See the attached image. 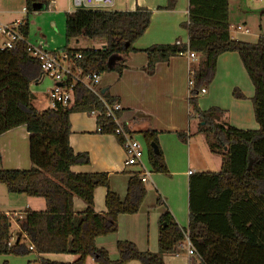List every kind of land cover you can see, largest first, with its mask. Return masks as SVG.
Returning a JSON list of instances; mask_svg holds the SVG:
<instances>
[{
	"label": "trees",
	"instance_id": "16d2710c",
	"mask_svg": "<svg viewBox=\"0 0 264 264\" xmlns=\"http://www.w3.org/2000/svg\"><path fill=\"white\" fill-rule=\"evenodd\" d=\"M177 0H167L158 10L172 11ZM48 0H26L27 13L20 31L24 41L12 50H0V135L24 126L29 135L28 170H5L0 165V184L9 194L39 198L45 203L42 211L25 209L22 217L0 212V255L28 256L35 254L37 264L51 262L41 256L65 254L76 257L71 264H85L92 258L95 264H164V257L183 255L180 249L188 236L195 256L189 264H264V38L254 44L231 39L228 0H188L187 43L153 45L143 52L147 57L146 71L152 73L158 62L194 53L196 64L189 67V114L199 120L198 133L205 137L212 154L221 158L216 172L192 174L188 181V226L179 227L169 212L159 218L158 251H139L130 241H117V258L96 246V239L117 232L120 215L136 214L146 195L141 173L128 180L123 200L109 189L107 173H73L70 168L89 165L86 153L75 154L69 145L72 113L97 111L96 124L101 134L113 135L115 128L106 117L104 105L89 90L76 86L74 101L68 106L39 110L30 86L39 81L40 64L27 52L28 14L34 4ZM152 11L137 7L134 11L78 8L66 13L64 19L65 45L63 51L81 54L78 65L83 74L116 72L121 75L129 54L136 52L133 44L149 27ZM79 38L102 42L101 49L73 50L68 43ZM236 53L253 86L251 99L257 130H240L224 121L225 112L217 107L202 111L198 94L207 88L214 76L220 55ZM121 60L108 67L111 56ZM242 99L241 94L234 92ZM102 98L116 103L107 91ZM117 116L121 112L116 113ZM202 123V124H201ZM131 137V132L124 129ZM122 144L123 137L115 136ZM147 147L148 162L154 173L168 170L152 130L142 133ZM177 137L186 142L185 135ZM154 144L158 152L151 148ZM1 164V158H0ZM105 188L106 212L94 210V191ZM85 204V210L75 212L73 199ZM157 204H163L160 197ZM18 225L13 238L11 225ZM32 249H29V248ZM6 264V263H4Z\"/></svg>",
	"mask_w": 264,
	"mask_h": 264
},
{
	"label": "crops",
	"instance_id": "0c3cea01",
	"mask_svg": "<svg viewBox=\"0 0 264 264\" xmlns=\"http://www.w3.org/2000/svg\"><path fill=\"white\" fill-rule=\"evenodd\" d=\"M48 2L46 10H55L56 0H48ZM166 4L167 0H117L109 9L134 11L140 7L152 11V15L149 27L133 44L136 52L129 54L126 58L121 75L116 73L105 75L100 80V89L107 91L117 100L121 108L122 126L131 132L133 139L135 135L143 139L144 131L152 130L157 133L158 146L168 173L160 174L152 171L145 142H140L143 145L142 167H125V156L121 143L114 135L99 133L95 117L89 113H72L69 116L71 127L69 145L75 154L86 153L90 160L89 165L72 166L71 172L75 174L107 173L109 189L121 200L126 196L127 183L131 175L138 172L142 176L144 172L147 173V181L144 183L146 195L138 212L118 216L117 232L96 239V246L105 249L112 260L115 254L117 258V253L113 251L117 241H130L139 251L157 253L159 218L166 212L171 214L179 227L186 229L190 176L207 172L205 170H210V167H213L211 169L219 167V170L221 167V158L209 151L205 137L197 132L199 120L192 118L189 114V67L195 65L197 60L191 61L186 55L177 56L170 58L167 62L156 63L150 74L145 69L147 65V57L143 52L145 49L153 45L174 44L177 41L182 44L187 43V31L182 24L187 22L188 0H177L175 9L172 11L158 10V7H165ZM12 13V0H0V15L8 16ZM242 13L241 3L238 0H228L230 25ZM11 23L13 22L9 21L6 25ZM259 28L261 29V26ZM233 35H236L238 42L254 44L264 33L254 34V39H250L252 33ZM54 50L63 49L56 48L49 51ZM217 76H220V79H217ZM39 79L30 86V91L35 96L36 108L44 110L38 108L37 102L39 101L38 96L44 97V95L48 101L47 92H44L40 85L46 78L42 79L40 76ZM205 90V94H198L200 110L205 111L217 107L225 112L224 121L230 126L240 130L258 129L251 102L254 89L236 53H225L218 57L215 76ZM235 91L243 98H237ZM178 133L185 135L186 142H182L177 137ZM0 158L2 169H30L29 135L24 126L0 135ZM188 172L191 174L189 175ZM106 191L103 187H98L94 191L93 201L96 213L106 212L104 205ZM24 197L26 199L22 200L25 208L22 210L5 209L0 212L10 215L23 213L25 209L42 211L40 210L43 207L41 199ZM158 197L162 199L163 204H157ZM85 207L82 200L73 199L75 212H82ZM11 229L15 239L19 234V228L14 221ZM41 257L51 262L65 264H71L76 260L75 256L65 254H46ZM36 259L35 254H30L26 262L21 260L17 264H37ZM163 261L164 264H189L190 258L183 254L166 256ZM4 263L8 264L6 260ZM85 264L95 263L92 258H88ZM127 264L140 263L131 261Z\"/></svg>",
	"mask_w": 264,
	"mask_h": 264
},
{
	"label": "built area",
	"instance_id": "2783aa9c",
	"mask_svg": "<svg viewBox=\"0 0 264 264\" xmlns=\"http://www.w3.org/2000/svg\"><path fill=\"white\" fill-rule=\"evenodd\" d=\"M72 5L78 8L90 9H110L117 0H71ZM250 2L259 0H247ZM261 1V0H260ZM26 11L27 8L22 9ZM23 26V21H16L12 24H0V50H12L20 43H23L24 38L20 31ZM240 33L243 35L251 34L249 28L245 25H237L234 28L233 34ZM234 36V35H233ZM264 38L263 36H260ZM259 38V37H258ZM231 39L238 42L236 35ZM27 52L29 56L37 60L40 64L41 78H46L50 81V88L47 90L48 101L50 105L48 108H55L56 105L68 106L74 101V92L76 86H82L89 90L101 103L106 110V117H108L114 124V136L123 137L122 148L124 151V165L125 167L140 166L142 167L143 145L125 134L124 127L121 123V116H117V112H121L120 105L116 102L113 104L107 103L101 94L100 89V74L91 72L83 74L78 65L81 59V54H69L63 50H44L42 47H33L28 44ZM191 61L196 60V55L192 52L185 54ZM40 80V79H39ZM193 82L191 79L188 81L189 88ZM205 88H202L199 94H205ZM91 116H97V111L93 110L89 113ZM97 131L101 133V128L97 126ZM189 175L191 172H188ZM147 173H143L141 181L145 183ZM29 249H32L31 247ZM180 249L184 251V255L188 258L195 256L194 249L190 243L188 236H185Z\"/></svg>",
	"mask_w": 264,
	"mask_h": 264
},
{
	"label": "rangeland",
	"instance_id": "374dc122",
	"mask_svg": "<svg viewBox=\"0 0 264 264\" xmlns=\"http://www.w3.org/2000/svg\"><path fill=\"white\" fill-rule=\"evenodd\" d=\"M241 3V8L243 13L240 16H237L233 23L230 25V34L233 35V31L235 26L237 25H245V27L249 28L252 35L250 39H254V34L264 33V0L259 1H247V0H238ZM26 8V2L24 0H12V15H0V24L5 25L7 22H16L23 21L26 17V11L22 9ZM33 9V8H32ZM76 10V8L72 5L71 0H56V8L55 10H38L33 11L28 14V22H29V31H28V39L27 43L33 47L41 46L44 50H53L56 48L63 49L65 45V31H64V19L66 13H72ZM12 24V23H11ZM261 26V29L259 28ZM141 38V37H140ZM249 38V37H247ZM249 39V40H250ZM103 46L102 42H93L88 39L79 38L78 40H72L68 43V48L73 50H81V49H101ZM111 73L116 72H108L104 74H100V78L105 75H111ZM117 74V73H116ZM217 79H220V76H217ZM44 92L50 88V81L48 79H44L42 84H40ZM43 93V90H42ZM39 101L37 102L38 108L45 109L50 105L49 101H46L45 95L44 97L38 96ZM88 115V114H87ZM135 139L141 143H144L143 139L139 137V135H135ZM135 167V166H132ZM207 169V172H216L219 170V167H215V169ZM25 170V169H20ZM22 199H26L24 196L17 195H9L6 192L4 185L0 184V211L9 209L10 211H18L22 210L24 207V202ZM41 203L43 204L42 209L45 208V203L41 199ZM12 217H22V213H12L10 214ZM116 252V248L114 245V250ZM113 259H116V254ZM4 260L8 262V264H17L19 261L23 260L26 262L27 256H0V264H4Z\"/></svg>",
	"mask_w": 264,
	"mask_h": 264
},
{
	"label": "water",
	"instance_id": "95a60500",
	"mask_svg": "<svg viewBox=\"0 0 264 264\" xmlns=\"http://www.w3.org/2000/svg\"><path fill=\"white\" fill-rule=\"evenodd\" d=\"M33 10H35V11L44 10V6L42 4H40V3L34 4L33 5ZM120 60H121V57L120 56H117V55L111 56L109 58L108 62H107V65H108V67H112L114 64H116ZM101 93L102 94L105 93L104 90L101 91ZM151 148L153 150V153L156 154L158 152L157 147L154 144L151 145Z\"/></svg>",
	"mask_w": 264,
	"mask_h": 264
},
{
	"label": "bare ground",
	"instance_id": "6f19581e",
	"mask_svg": "<svg viewBox=\"0 0 264 264\" xmlns=\"http://www.w3.org/2000/svg\"><path fill=\"white\" fill-rule=\"evenodd\" d=\"M14 238V237H13Z\"/></svg>",
	"mask_w": 264,
	"mask_h": 264
}]
</instances>
